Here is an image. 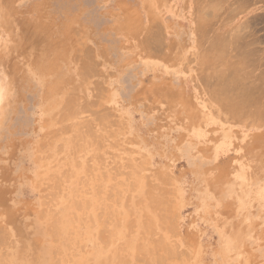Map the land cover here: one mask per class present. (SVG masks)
I'll use <instances>...</instances> for the list:
<instances>
[{"label":"rangeland","instance_id":"1","mask_svg":"<svg viewBox=\"0 0 264 264\" xmlns=\"http://www.w3.org/2000/svg\"><path fill=\"white\" fill-rule=\"evenodd\" d=\"M55 261L264 264V0H0V264Z\"/></svg>","mask_w":264,"mask_h":264},{"label":"bare ground","instance_id":"2","mask_svg":"<svg viewBox=\"0 0 264 264\" xmlns=\"http://www.w3.org/2000/svg\"><path fill=\"white\" fill-rule=\"evenodd\" d=\"M204 16H205V15H204ZM217 95H218V94H217ZM69 101H70V100H69ZM72 101H73V100H72ZM67 105H68V104H67ZM68 106H70V105H68ZM69 108H70V107H69ZM72 108H73V107H72ZM72 108H71V109H72ZM71 109H70V110H71ZM73 115H74V114H73ZM62 116H63V115H62ZM96 116H97V115H96ZM64 117H65V116H64ZM70 118H71V117H70ZM64 119H66V118H64ZM67 119H68V118H67ZM95 120H96V119H95ZM103 120H105V119H103ZM110 120H111V119H110ZM106 121H107V120H106ZM106 121H104V122H106ZM105 124H106V123H105ZM82 125H83V123H82ZM88 126H89V124H88ZM108 126H109V125H108ZM90 128H91V127H90ZM76 129H77V128H76ZM78 130H80V129H78ZM87 130H88V128H87ZM107 131H108V130H107ZM55 132H56V131H55ZM77 132H79V131H77ZM77 132H76V133H77ZM87 132H88V131H87ZM80 133H81V131H80ZM80 133H78V134H80ZM78 134H77V136H79ZM91 134H92V133H91ZM57 135H58V134H57ZM57 135H56V136H57ZM81 135H83V133H82ZM84 135H85V134H84ZM108 135H109V134H108ZM74 136H75V135H74ZM90 136H91V135H90ZM99 136H100V134H99ZM103 136H104V135H103ZM57 137H58V136H57ZM75 137H76V136H75ZM54 138H55V137H54ZM71 138H73V137H71ZM76 138H78V137H76ZM101 138H102V137H101ZM57 139H58V138H57ZM79 139L81 140V139H82V136H79ZM91 139H92V138H91ZM71 140H74V139H71ZM71 140H70V141H71ZM75 140H76V139H75ZM84 140H85V138H84ZM84 140H83V141H84ZM97 140H98V139H97ZM57 141H58V140H57ZM77 141H78V140H77ZM87 142H88V141H87ZM94 142H95V141H94ZM99 142H100V141H99ZM99 142H97V143H99ZM76 143H78V142H76ZM86 144H87V143H86ZM82 145H83V143H82ZM91 145H92V144H91ZM61 146H62V145H61ZM75 146L78 147V145H75ZM87 146H88V145H87ZM95 146H97V145H95ZM104 146H105V145H104ZM90 147H91V146H90ZM112 147H113V146H112ZM75 148H76V147H75ZM79 148H82V147H79ZM79 148H78V150H79ZM83 148H84V147H83ZM83 148H82V149H83ZM72 149H73V146H72ZM73 150H74V149H73ZM96 150H97V149H96ZM80 151H81V150H79V152H80ZM74 152L76 153L75 150H74ZM69 154H70V153H69ZM73 154H74V153H73ZM108 154H109V153H108ZM74 155H76V154H74ZM73 158H74V157H73ZM92 158H93V157H92ZM68 160H69V159H68ZM73 160H74V159H73ZM89 160H90V159H89ZM89 160H88V161H89ZM100 161H101V160H99V163H100ZM68 162H69V161H68ZM126 162H127V161H126ZM63 164H64V163H63ZM93 164H94V163H93ZM125 164H126V163H125ZM129 164H130V163H129ZM129 164H128V165H129ZM64 165H65V164H64ZM66 165H67V164H66ZM68 165H69V164H68ZM68 165H67V166H68ZM74 165H75V162H74ZM96 165H97V164H96ZM108 165H109V164H108ZM67 166H66V167H67ZM77 166H78V165H77ZM86 167H87V166H86ZM75 168H76V166H75ZM89 168H90V167H89ZM89 168H88V169H89ZM94 168H95V167H94ZM114 168H115V167H114ZM68 169H69V168H68ZM91 169H92V168H91ZM95 169H96V168H95ZM95 169H94V170H95ZM101 169H102V168H101ZM101 169H99V170H101ZM110 169H111V168H110ZM110 169H109V170H110ZM109 170H107V171H109ZM118 170H119V169H118ZM85 171H87V170H85ZM135 171H136V170H135ZM92 172H93V171H91L90 173L92 174ZM116 172H117V171H116ZM64 173H66V170H65ZM64 173H63V174H64ZM73 173H74V172H73ZM87 173H89V172H87ZM87 173H85V174H87ZM100 173L102 174V172H100ZM70 174H72V173H70ZM85 174H84V175H85ZM103 176H104V175H102V177H103ZM104 177H105V176H104ZM135 177H136V176H135ZM158 177H159V176H158ZM54 178H55V177H54ZM61 178H62V177H61ZM66 178H67V176H66ZM97 178H98V177H97ZM114 178H115V176H114ZM130 178H131V177H130ZM130 178H129V179H130ZM137 178H138V177H137ZM58 179H59V178H58ZM64 179H65V178H64ZM79 179H80V178H79ZM86 179H87V176H86ZM103 179H104V178H103ZM47 180H48V179H47ZM60 180H61V179H60ZM65 180H67V179H65ZM96 180H97V179H96ZM82 182H83V181H82ZM96 182H97V181H96ZM96 182H95V183H96ZM147 182H148V181H147ZM53 183H54V182H53ZM58 183H60V182H58ZM130 183H132V182H130ZM82 184H83V183H82ZM85 184H86V183H85ZM132 184H133V183H132ZM51 185H52V184H51ZM58 185H59V184H58ZM58 185H57V186H58ZM93 185H94V184H93ZM99 185H100V184H99ZM130 185H131V184H130ZM82 186H83V185H82ZM96 186H97V185H96ZM101 186H102V185H101ZM109 186H110V185H109ZM121 186H122V185H121ZM125 186H126V185H125ZM55 187H56V185H55ZM86 187H87V186H86ZM93 187H94V186H93ZM93 187H92V188H93ZM147 187H148V186H147ZM149 187H150V186H149ZM51 188H52V187H51ZM84 188H85V187H84ZM97 188H99V186H98ZM114 188H116V187L114 186ZM128 188H130V187L128 186ZM151 188H152V187H150V190H151ZM49 189H50V188H49ZM77 189H78V188H77ZM111 189H112V191H113V188H111ZM64 190H65V189H64ZM72 190H73V189H72ZM86 190H87V188H86ZM86 190H85V191H86ZM96 190H97V189H96ZM130 190H131V189H130ZM150 190H148V191H150ZM57 191H58V189H57ZM57 191H56V192H57ZM107 191H109V190H107ZM77 192H78V191H77ZM96 192H98V190H97ZM99 192H101V191L99 190ZM144 192H146V191H144ZM52 193H54V190H53ZM59 193H60V192H59ZM81 193H82V192H81ZM94 193H95V192H94ZM101 193H102V192H101ZM117 193H118V192H117ZM96 194H98V193H96ZM105 194H106V193H105ZM114 194H115V193H114ZM145 194H147V193H145ZM46 195H47V194H46ZM52 195H53V194H52ZM81 195H82V194H81ZM87 195H88V194H87ZM115 195H116V194H115ZM117 195H118V194H117ZM75 196H76V195H75ZM78 196H79V195H78ZM93 196H94V195H93ZM97 196H98V195H97ZM52 197H53V196H52ZM73 197H74V196H73ZM99 197H100V196H99ZM106 197H107V195H106ZM120 197H121V196H120ZM80 198H81V197H80ZM96 198H97V197H96ZM111 198H112V196H111ZM98 199H99V198H98ZM109 199H110V198H109ZM114 199H116V197H115ZM125 199H127V198H125ZM149 199H150V198H149ZM72 200H73V198H72ZM81 200H82V199H81ZM105 200H106V199H105ZM152 200H153V199H152ZM83 201H84V200H83ZM96 201H97V200H96ZM110 201H111V199H110ZM127 201H128V200H127ZM135 201H136V200H135ZM150 201H151V200H150ZM158 201H159V200H158ZM158 201L156 200V203H157ZM73 202H75V201H73ZM86 202L88 203V201H86ZM108 202H109V201H108ZM117 202H118V201H117ZM138 202H139V201H138ZM138 202H137V203H138ZM78 203H79V201H78ZM87 203H86V204H87ZM134 203H135V202H134ZM149 203H150V202H149ZM158 203H159V202H158ZM75 204H76V208H77V201H76ZM75 204H73V205L75 206ZM159 204H160V203H159ZM79 205H80V204H79ZM82 205H83V203H82ZM88 205H89V204H88ZM116 205H117V204H116ZM116 205H115V206H116ZM124 205H125V204H124ZM137 205H138V204H136V206H137ZM154 205H156V204H154ZM160 205H161V204H160ZM166 205H167V204H166ZM152 206H153V205H152ZM100 207H101V206H100ZM102 207H103V206H102ZM107 207H108V206H107ZM148 207H149V206H148ZM153 207H154V206H153ZM78 208H79V206H78ZM80 208H81V205H80ZM85 208H86V207H85ZM85 208H84V209H85ZM108 208H109V207H108ZM150 208H151V207H150ZM154 208H155V207H154ZM100 209H101V208H100ZM152 209H153V208H152ZM161 209H162V208H161ZM161 209H160V210H161ZM75 210H76V209H75ZM82 210H83V209H82ZM105 210H106V209H105ZM150 210H151V209H150ZM160 210H159V212H160ZM113 211H114V210H113ZM128 211H129V210H128ZM152 211H154V210H152ZM79 212H80V210H79ZM82 212H83V211H82ZM86 212H87V211H86ZM98 213H99V212H98ZM106 213H107V212H106ZM110 213H111V212H110ZM68 214H69V213H68ZM70 214H72V213H70ZM100 214H102V213H100ZM143 214H144V213H143ZM143 214L141 215V217L143 216ZM166 214H167V212H166ZM169 214H170V213H169ZM73 215H74V217H76L74 213H73ZM82 215H83V213H82ZM104 215H105V214H104ZM144 215H145V214H144ZM156 215H157V214H156ZM159 215H160V214H159ZM159 215H158V216H159ZM105 216H106V215H105ZM110 216H112V214H111ZM72 217H73V216H72ZM89 217H90V216H89ZM99 217H100V216H99ZM99 217L97 218V221L99 220ZM103 217H104V216H103ZM108 217H109V216H108ZM146 217H147V216H146ZM160 217H161V215H160ZM164 217H165V216H164ZM53 218H54V217H53ZM80 218H81V217H80ZM110 218H111V217H110ZM110 218H108V220H109ZM165 218H166V217H165ZM167 218H168V217H167ZM51 219H52V218H51ZM73 219H74V218H73ZM83 219H84V218H83ZM89 219H90V218H89ZM105 219H106V217H105ZM105 219H104V220H105ZM114 219H115V218H114ZM70 220H71V219H69V221H70ZM116 220H117V219H116ZM116 220H115V221H116ZM144 220H145V219H144ZM144 220H143V221H144ZM148 220H149V219H147V221H148ZM56 221H58V220L56 219V220L54 221V223H52L53 221H52L51 223L57 226L58 223L55 224ZM83 221H84V220H83ZM89 221H91V219H90ZM101 221H102V220H101ZM105 221H106V220H105ZM117 221H118V220H117ZM117 221H116V225H117ZM128 221H130V220H128ZM143 221H142V223H144ZM58 222H59V221H58ZM71 222H72V221H71ZM71 222H70V223H71ZM86 222H87V221H86ZM86 222H85V223H86ZM98 222H99V221H98ZM118 222H119V221H118ZM131 222H133V219H132ZM145 222H146V221H145ZM150 222H151V221H150ZM152 222H153V221H152ZM164 222H165V221H164ZM51 223H50V224H51ZM79 223H80V221H79ZM90 223H91V222H90ZM102 223H103V221H102ZM126 223H127V222H126ZM147 223H148V222H147ZM109 224H110V223H109ZM133 224H134V223H133ZM171 224H172V223H171ZM90 225H91V224H90ZM100 225H101V224H100ZM102 225H103V224H102ZM105 225H106V224H105ZM107 225H108V224H107ZM118 225H119V223H118ZM131 225H132V224H131ZM144 225H145V224H143V226H144ZM151 225H153V224L151 223ZM167 225H168V224H167ZM52 226H53V225H52ZM56 226H55V227H56ZM170 226H171V225H170ZM89 227H90V226H89ZM129 227H131V226H129ZM162 227H163V225H162ZM164 227H165V226H164ZM164 227H163V228H164ZM167 227H168V226H167ZM102 228H103V227H102ZM104 228L106 229L105 226H104ZM117 228H118V227H117ZM132 228H134V227H132ZM132 228H131V230H132ZM148 228L151 229L150 226H148ZM105 229H104V230H105ZM153 229H154V228H153ZM72 230H73V228H72ZM106 230H107V229H106ZM128 230H129V229H128ZM99 231H100V229H99ZM151 231H152V230H151ZM106 232H107V231H106ZM106 232H105V233H106ZM108 232H109V231H108ZM132 232H133V231H132ZM100 233H101V231H100ZM103 233H104V232H103ZM109 234H110V233H109ZM109 234L107 233L108 236H110ZM127 234H128V233H127ZM142 234H143V232H142ZM142 234H141V236H142ZM98 235L100 236L101 234H98ZM101 236H102V235H101ZM108 236H107V238H108ZM150 236H151V234H150ZM104 237H105V236H103V238H104ZM159 237H160V236H159ZM1 238H2V237H1ZM100 238H101V237H99V238L97 237V239H99V241H100ZM150 238H151V237H150ZM138 239H139V238H138ZM140 239H141V238H140ZM144 239H145V238H144ZM1 240H2V239H1ZM149 240H150V239H149ZM158 240H159V239H158ZM162 240H163V239H162ZM108 241H109V240H108ZM143 241H144V240H143ZM147 241H148V239H147ZM151 241H152V239H151ZM159 241L161 242V240H159ZM2 242H3V241H2ZM141 242H142V240H141ZM141 242H139L138 244H140ZM153 242H154V241H153ZM155 242H157V241H155ZM102 243H103V241H102ZM104 243H105V241H104ZM150 243H152V242H150ZM161 243H162V242H161ZM106 244H107V243H106ZM156 244H158V242H157ZM156 244L154 245V244L152 243L153 246H156V247H157ZM135 246H136V244H135ZM141 246H142V244H141ZM167 246H168V245H167ZM167 246H166V248H167ZM58 247H60V246H58ZM58 247L56 246L55 248H58ZM121 247H123V246H121ZM158 247H160V246H158ZM161 247H162V246H161ZM161 247H160V248H161ZM163 247H164V246H163ZM135 248H137V247H135ZM151 248H152V247H151ZM151 248L149 247L148 250L150 249L149 251H151ZM154 248H155V247H153V249H154ZM175 248H176V247H175ZM117 249H118V248H117ZM120 249H121V248H120ZM137 249H138V248H137ZM140 249H142V248L140 247ZM162 249H163V248H162ZM164 249H165V247H164ZM121 250H124V249H121ZM138 250H139V249H138ZM155 250H156V248H155ZM155 250H154V251H155ZM52 251H53V250H52ZM143 251H144V247H143ZM143 251H142V252H143ZM145 251H146V250H145ZM149 251H148V252H149ZM164 251H165V250H164ZM169 251H170V249H169ZM58 252H59V251H58ZM60 252H61V251H60ZM121 252H123V251H121ZM142 252H140V253L142 254ZM155 252H156V251H155ZM159 252H160V251H159ZM171 252H172V251H171ZM183 252H184V251H183ZM52 253H53V252H52ZM136 253H137V252H136ZM136 253H135V254H136ZM143 253H144V252H143ZM149 253H150V252H149ZM168 253H169V252H168ZM53 254H54V253H53ZM57 254H58V253H57ZM57 254H56V255H57ZM160 254H161V253H160ZM160 254H159V255H160ZM163 254H164V253H163ZM172 254H174V253H172ZM54 255H55V254H54ZM54 255H53V256H54ZM58 255H60V254H58ZM122 255H123V253H122ZM136 255H137V254H136ZM153 255H154V253H153ZM153 255H152V256H153ZM155 255H158V254H155ZM54 257H55V256H54ZM108 257H109V256H108ZM108 257H107V261H108V259H109ZM156 257H157V256H156ZM156 257H155V258H156ZM162 257H163V256H162ZM61 258H62V257H61ZM141 258H142V257H141ZM157 258H158V257H157ZM63 259H64V258H63ZM120 259H121V258H120ZM137 259H139V258H137ZM159 259H162V258H161V255H160V258H159ZM166 259H169V256H168V258H166ZM176 259H177V258H176ZM56 260H58V258H57ZM122 260H123V259H122ZM162 260H165V259H162ZM162 260H161V261H162ZM64 261H65V259H64ZM101 261H102V260H101ZM155 261H156V259H155ZM55 262H56V261H55ZM57 262H58V261H57ZM57 262H56V264H57ZM62 262H63V261H62ZM65 262H66V261H65ZM117 262H118V261H116V263H117ZM125 262H127V261H125ZM145 262H146V261H145ZM145 262H144V263H145ZM152 262H153V261H152ZM159 262H160V261H159ZM120 263H121V262H120ZM127 263H128V262H127ZM127 263H126V264H127ZM147 263H148V261H147ZM157 263H158V260H157ZM162 263H164V262H162ZM167 263H168V262H167ZM53 264H54V263H53ZM100 264H101V262H100ZM141 264H142V263H141ZM159 264H160V263H159Z\"/></svg>","mask_w":264,"mask_h":264}]
</instances>
